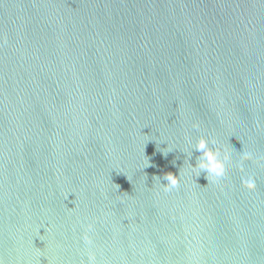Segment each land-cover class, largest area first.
I'll list each match as a JSON object with an SVG mask.
<instances>
[{
	"label": "water",
	"instance_id": "95a60500",
	"mask_svg": "<svg viewBox=\"0 0 264 264\" xmlns=\"http://www.w3.org/2000/svg\"><path fill=\"white\" fill-rule=\"evenodd\" d=\"M88 225L97 264H264V0H0V264H86Z\"/></svg>",
	"mask_w": 264,
	"mask_h": 264
},
{
	"label": "clouds",
	"instance_id": "9594fccd",
	"mask_svg": "<svg viewBox=\"0 0 264 264\" xmlns=\"http://www.w3.org/2000/svg\"><path fill=\"white\" fill-rule=\"evenodd\" d=\"M193 127L199 129V122H194ZM188 142L190 143V139L188 140ZM212 143L217 144V141L215 139H212ZM195 147L197 151L201 152V156L195 166L190 165L191 172H195L197 174V177L200 175L201 172H205L207 174L206 179L208 180V184L212 182L217 185L223 186L227 180L228 170L234 163L231 154L227 150H224L222 155L221 147L218 144L215 148L209 147V138L205 135H202L199 138ZM168 151H171V149H169ZM168 151H164V154L167 155ZM249 159H252V154L243 153L241 156V160L239 163L236 164V167L243 171V162ZM147 166H149V163ZM180 179L181 172H179V175H176L172 172L166 173L163 177V180L166 181V183H161V177H154V180H158L160 185L166 192L178 188L180 184ZM242 182L250 190L255 189L256 185L255 180L253 178H245L242 180ZM91 229L92 226L88 225L85 228L83 235V240L86 245L88 255L86 264H97L96 252L93 247H91L94 243L90 235ZM82 264H85V262L82 261Z\"/></svg>",
	"mask_w": 264,
	"mask_h": 264
}]
</instances>
